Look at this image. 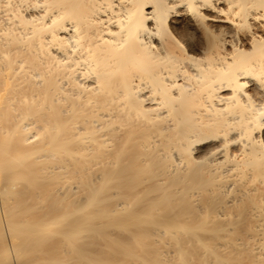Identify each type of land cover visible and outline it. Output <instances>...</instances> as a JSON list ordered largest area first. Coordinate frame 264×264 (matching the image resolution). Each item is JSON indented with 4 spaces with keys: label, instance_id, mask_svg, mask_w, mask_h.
<instances>
[{
    "label": "bare ground",
    "instance_id": "obj_1",
    "mask_svg": "<svg viewBox=\"0 0 264 264\" xmlns=\"http://www.w3.org/2000/svg\"><path fill=\"white\" fill-rule=\"evenodd\" d=\"M0 264H264V0H0Z\"/></svg>",
    "mask_w": 264,
    "mask_h": 264
}]
</instances>
